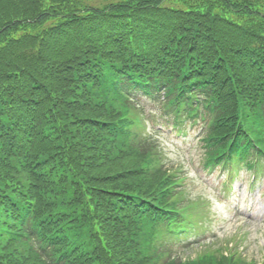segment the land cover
<instances>
[{"label": "trees", "instance_id": "1", "mask_svg": "<svg viewBox=\"0 0 264 264\" xmlns=\"http://www.w3.org/2000/svg\"><path fill=\"white\" fill-rule=\"evenodd\" d=\"M139 92L210 114L204 167L263 148L264 0H0V264L225 263Z\"/></svg>", "mask_w": 264, "mask_h": 264}, {"label": "rangeland", "instance_id": "2", "mask_svg": "<svg viewBox=\"0 0 264 264\" xmlns=\"http://www.w3.org/2000/svg\"><path fill=\"white\" fill-rule=\"evenodd\" d=\"M157 118L160 121H165V118L160 115ZM148 123L152 128L153 122L149 121ZM164 127L161 140L165 145L163 150L165 161L166 164L181 167L182 173L186 177V191L184 192L194 197L211 199L209 204L219 207L217 208L218 215L221 210L223 213L214 218L211 224L208 223V239L201 242V245L195 244L190 249L180 250V255L192 258L196 256L197 252L203 251L210 245L214 248L220 246L221 248L217 252L222 253L223 250H226L224 246L228 245L229 248L230 246L235 248V251H238L245 260L262 264L264 261V189L259 181L251 186L250 198H247L249 193L244 189L246 183L243 184L240 179L231 182L229 185L236 188L233 198L226 199L227 205L220 203L214 198V194L222 191L223 188L219 184L215 188L212 178L198 169V158L201 154L198 142L201 135L199 127L187 124L186 129L189 132L186 137L183 136L184 134L169 133L167 126ZM212 174L217 179L221 177L219 171ZM249 186L250 184H247L246 187Z\"/></svg>", "mask_w": 264, "mask_h": 264}]
</instances>
